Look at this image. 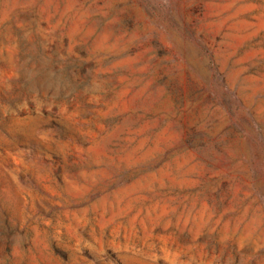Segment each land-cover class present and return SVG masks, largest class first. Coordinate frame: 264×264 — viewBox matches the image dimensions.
<instances>
[{"label":"rangeland","instance_id":"1","mask_svg":"<svg viewBox=\"0 0 264 264\" xmlns=\"http://www.w3.org/2000/svg\"><path fill=\"white\" fill-rule=\"evenodd\" d=\"M0 264H264V0H0Z\"/></svg>","mask_w":264,"mask_h":264}]
</instances>
